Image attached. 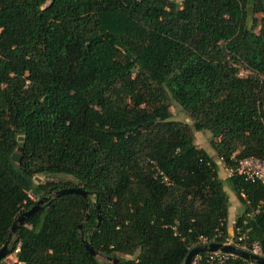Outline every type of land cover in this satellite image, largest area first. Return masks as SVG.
<instances>
[{
  "label": "trees",
  "instance_id": "1",
  "mask_svg": "<svg viewBox=\"0 0 264 264\" xmlns=\"http://www.w3.org/2000/svg\"><path fill=\"white\" fill-rule=\"evenodd\" d=\"M246 156L264 159V0H0V247L40 197L89 192L44 202L0 264H107L82 233L120 264H183L225 241L228 189L264 248V185L219 175Z\"/></svg>",
  "mask_w": 264,
  "mask_h": 264
},
{
  "label": "water",
  "instance_id": "2",
  "mask_svg": "<svg viewBox=\"0 0 264 264\" xmlns=\"http://www.w3.org/2000/svg\"><path fill=\"white\" fill-rule=\"evenodd\" d=\"M18 140H23L24 136L19 135ZM22 150L21 146L17 147V152H14L11 155V159L15 162H19L20 161V151ZM37 181H40L39 177H36ZM67 193H76L79 194L83 197L84 200H87V197L89 195V192L87 190H85L82 187H76V186H69V187H63L60 189H57L53 192H51L48 195H44L42 197H40L34 205H32L29 209L27 210H23L17 217L16 219L13 221L7 238L5 240V242L3 243V245L0 247V258H4L6 257L8 254L14 252L17 250V229L19 227L20 224H22L24 222V220L28 217H30L31 215H33L34 213H36L38 210L41 209L42 205L44 202L48 201L49 199H52L56 196L62 195V194H67ZM101 216L99 215L98 217V222L100 221ZM82 225H80L81 228ZM15 234V237H13V235ZM82 235V242L84 244V247L88 250V252L92 255V256H103L105 258H107L109 261L112 262V264H120L119 260L117 257L113 256V257H108L106 255H104L103 253H101L100 251L94 249L92 247V245L83 238V233ZM205 251V252H213V251H224V252H228L231 253L235 256L241 257L245 260H248L250 262H254L256 264H264V256L262 255H258V254H254V253H250L246 250H243L241 248H238L232 244H226L223 242H210V243H199L196 244L195 246H193L187 253L183 264H190L192 258L194 257V255Z\"/></svg>",
  "mask_w": 264,
  "mask_h": 264
},
{
  "label": "built area",
  "instance_id": "3",
  "mask_svg": "<svg viewBox=\"0 0 264 264\" xmlns=\"http://www.w3.org/2000/svg\"><path fill=\"white\" fill-rule=\"evenodd\" d=\"M226 172L227 176L237 174L242 176L245 180L259 182L264 185V159L260 157H242L237 161L235 168H228ZM164 179L167 180L166 178ZM242 196L245 198L244 194H242ZM261 212H264V200L259 201L252 211L246 213V217H252ZM215 237L216 235L211 239H207L201 236L199 238V243L217 242ZM223 243L232 244L250 253L264 256V248L261 242L259 240H250L247 230H244L241 226L233 225L232 230L230 232L228 231V235L225 237ZM231 255L233 254L224 251L206 252L204 256L198 253L194 255L190 264H224Z\"/></svg>",
  "mask_w": 264,
  "mask_h": 264
},
{
  "label": "rangeland",
  "instance_id": "4",
  "mask_svg": "<svg viewBox=\"0 0 264 264\" xmlns=\"http://www.w3.org/2000/svg\"><path fill=\"white\" fill-rule=\"evenodd\" d=\"M180 1V0H179ZM121 20L118 19V17L116 16H111V15H103V22L106 28L110 29V30H115V31H119L122 29V24L120 22ZM172 111H173V116L175 118L178 119H186L188 120V118L185 117V115L183 114V112L181 111H177L176 107L172 106ZM195 135V142L199 147L204 148L208 153H213V149L210 145L209 139H210V133L208 131H195L194 133ZM220 170H219V175L221 177H225L227 175L225 166L223 165V163L221 162L220 165ZM42 179H46V177H40V181ZM51 179H66V180H72V177L69 175H65V174H61V175H56L54 177H52ZM228 191L230 192L231 195L234 196V194L228 189ZM30 196L31 198L35 199V196L30 192ZM233 214L231 213L229 216V220L230 222L233 220ZM233 225L231 227H229V232L232 230ZM98 259L101 261H105L107 262V264H112L111 261H109L107 258L103 257V256H97ZM15 260V251L8 254L5 257V261L6 262H12ZM252 264H256V263H252Z\"/></svg>",
  "mask_w": 264,
  "mask_h": 264
},
{
  "label": "crops",
  "instance_id": "5",
  "mask_svg": "<svg viewBox=\"0 0 264 264\" xmlns=\"http://www.w3.org/2000/svg\"><path fill=\"white\" fill-rule=\"evenodd\" d=\"M228 193H229V202H230V205H229V209H228V217H227V220H228L229 227H231L232 224H234L235 219L242 213L243 206H242L241 202L239 201V199L235 195L234 196L231 195L229 191H228ZM231 213L233 214V218L234 219L230 222L229 216H230ZM248 264H252V263H248Z\"/></svg>",
  "mask_w": 264,
  "mask_h": 264
},
{
  "label": "bare ground",
  "instance_id": "6",
  "mask_svg": "<svg viewBox=\"0 0 264 264\" xmlns=\"http://www.w3.org/2000/svg\"><path fill=\"white\" fill-rule=\"evenodd\" d=\"M239 159V158H238ZM254 183V182H253ZM256 183V182H255ZM244 198V197H243ZM247 203V202H246ZM199 243V242H198ZM205 252V251H204ZM206 254V253H205Z\"/></svg>",
  "mask_w": 264,
  "mask_h": 264
}]
</instances>
